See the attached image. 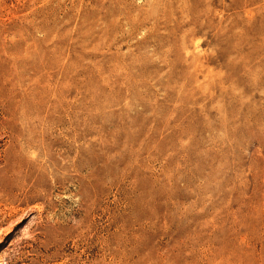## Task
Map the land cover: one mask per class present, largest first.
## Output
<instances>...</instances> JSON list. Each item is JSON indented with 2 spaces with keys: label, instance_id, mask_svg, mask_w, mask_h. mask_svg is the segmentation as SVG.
Instances as JSON below:
<instances>
[{
  "label": "rangeland",
  "instance_id": "rangeland-1",
  "mask_svg": "<svg viewBox=\"0 0 264 264\" xmlns=\"http://www.w3.org/2000/svg\"><path fill=\"white\" fill-rule=\"evenodd\" d=\"M0 264H264V0H0Z\"/></svg>",
  "mask_w": 264,
  "mask_h": 264
}]
</instances>
